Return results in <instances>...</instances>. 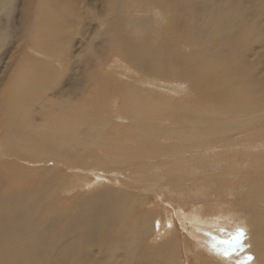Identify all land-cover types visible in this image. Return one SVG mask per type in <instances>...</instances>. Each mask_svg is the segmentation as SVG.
Returning <instances> with one entry per match:
<instances>
[{"label":"bare ground","instance_id":"bare-ground-1","mask_svg":"<svg viewBox=\"0 0 264 264\" xmlns=\"http://www.w3.org/2000/svg\"><path fill=\"white\" fill-rule=\"evenodd\" d=\"M86 1L87 0H0V42H2V40L4 38H8L9 36H16V38H17L16 43L17 44H18V42L27 43L26 44L28 47L27 49H30L31 51H33V52H31L29 50L31 52V53L29 52L30 53L29 56H30V58H33V60L31 62L30 61L31 59H30V60H28V62L29 61L31 62L30 66H33L34 68H32V69L35 70L34 72H30L27 74L25 73L26 76H25V78H23L25 85L24 86L22 85L23 88H20L21 91L19 94L17 93L18 96H16L17 97L16 100H15V98L14 99L11 98L14 101L13 100L9 101V99H7L6 93H4V92H3V94L0 93V102H3V104H4V105L3 104L1 105L4 108V109L2 108L1 110L2 111L4 110L5 116H6L5 118H3L0 121V189L6 183L11 182L12 176H14V178L16 177V175H13V173H12V171L15 168L20 169V170H22V169L27 170L28 169L26 166L20 164V163H24L22 158H24L28 154H32V158L30 157L33 160L32 162H34V163L38 162V163L44 164V165L42 164L40 166H29V167H34L33 170L29 171V173H31V175L30 174L29 175L32 176L33 179H36V180L38 179V184L29 185L26 188H19V187H16L15 185H13L12 188L5 189L6 192L3 189L0 190V264H149L150 258H151L150 255H152V254L147 252L149 254L148 255L146 252H141V251H144V249H145V251H149V249L153 250L154 246H155L154 248L156 249V245H158L157 249L159 247L158 242H152L151 244L149 243V245L144 247L145 242L148 239L151 240V238H149V237H151V234H150L148 229L153 226L154 221L153 222L151 221L153 224L152 225L149 224L150 225L149 227L147 225L145 227H142L140 225L144 222V220L141 219V216H139L140 218L133 217L134 215H136L135 209L130 207L129 208L130 212H128L125 210V207H124L125 202L129 199H141V200L145 199L143 196H141L142 193L144 192V190H143V188H142V190L139 189L141 187V182L137 178L141 174L130 175V177H128V180L130 182L126 178L123 179L124 183H127L130 185L129 187H131V184L134 185L133 189H131L129 191H128V189H122V188L121 189L112 188V190H111L110 188L106 187L104 189L98 190V191L101 190L100 191L101 195L92 196L90 194L91 188L88 187L89 185L91 186V184H89L90 182L87 181V176L94 175L97 178L96 180H98L101 178V176L97 174L98 171H97V173L86 172L85 173L86 177H81L78 179V177H73L74 175L68 176V174H70V173L66 169L67 166L72 168L70 166L71 164L72 165H78L83 156H87L86 158L85 157L84 158L89 159L90 158L89 156H92V151L94 153V150H92L91 147H93V146L96 147V146H100V145L106 146V144L109 143V141H111L115 138L120 139L121 141L123 139V140H125V142L127 140L129 141L132 138H134V139H136V144L139 147L140 146L146 147L147 144H151L150 138L155 137V129L152 126L146 125V122H143V120H145V119H143L145 116V113H149L152 111L151 107L153 105L150 103H153V104L157 103L162 96L172 97V94H174L175 96H177L179 98V102H176L175 104H184V105L191 106V108L188 107V109H186V110H184L185 107L183 110L179 109L181 112H183L185 114V112L190 111V115H191L194 111V117H192V115H191L187 118V116H186L187 120L191 124V130H190L188 136L187 137L185 136V138H188L189 140L196 139L197 144L194 146L191 143H187V144H190V147L187 146L188 147L187 149H189L191 147L193 148V146H194L195 150L193 151L192 154L199 153L202 157H204V156L206 157V154L204 155V153H205L204 150L208 146L207 144H209V141L207 140L208 136L207 137L205 136L206 140H204L205 138L201 139L202 136L204 137L203 134L207 135L208 130L213 131L215 133L217 130L216 128H218L217 123H218L219 119H221L220 117L223 116L224 114L226 116L229 113L232 114L234 112V110L222 112L220 109H219L220 111H215V110L210 111L207 108L192 107V104L194 103V101L200 100L199 99L200 98L199 92H201L203 85L206 86V84L209 83L210 84L209 88L215 87L218 90V96L221 99V103H224L225 105L228 104L230 101H233L236 103L241 101L244 103L243 106L247 105V107H248L249 104H251L253 106L256 103L252 104L253 103L252 101L251 102L248 101L249 98L253 94L252 95L250 94L249 95L250 97H249L248 93L254 92V93H257L258 95H259V93L264 94V0H186L188 3L192 2L195 5V7L201 8V11L193 10L191 12L190 16H192V18L189 16L188 26H185L184 23L183 24L178 23L176 26L178 28L180 27L182 34H184L186 36H189V37L190 36H196V37L199 36V37H201L203 40H205V43H206L205 44L203 41H201V44L203 45V48L205 46H206V48H204L205 52L203 54V50H201V46H198L197 43H196L197 47L192 46L190 48V52H192L194 55H196V57H194L192 59L187 58V57H186V59H183L184 57L182 58V55H181L183 53L181 51H180V53H178L174 49L177 52V54L175 55L174 61L172 63H174L175 65H179L183 62L182 66L185 67L186 71H189L191 68H194L196 70L195 76L198 77L199 80H201L199 83H196L193 80L192 81L187 80V78L185 80L184 76L179 75L178 72H173V74L168 76V78H165L167 75V72L163 73L161 71L162 69H160V66L158 64L154 63L153 56H151V52L154 51L157 46L160 49L159 56L161 58L163 56H165V53L162 50L163 45L169 44V41L174 36V35H172L175 33V32H173V30L175 28L174 9L172 6L173 0H155V2H153V0H150V2H151V17L146 15L142 11V8L139 6L140 8H138L136 10L140 11L139 13H141V14L139 16H137V14L133 13L130 15V17L128 15V17H127L128 19L126 18L125 13L127 10L128 11H130V10L126 9L127 7H125V5H122V0H98V2L101 4L102 11L104 9V6L107 8L106 14H103V12H102L101 15H104V17H105L104 23H107L108 25H110L109 26L110 28L108 30V34L101 32L104 35L103 37H100V34L97 33V31H96L93 35L91 34L92 36L88 35L87 38L95 39V38L99 37V38H101V41H99V40L98 41L101 43H103L104 41H107L109 46L111 47L109 52L113 53V51H116L120 55L119 57L120 58L122 57L121 59L123 60V62L126 60H127V62H128V60L130 61L129 63H131V66L123 65L124 63L121 62L122 60L120 61L122 63V64L120 63L121 65L119 63H116V62L111 63V66L118 67V69L119 68L125 69V71L128 73V75L131 74V76L125 75L126 78L128 77L127 79L131 80L130 81L131 83L126 82L127 83L125 85L126 87H122L121 84L119 83V80L115 81V79L113 78V76L115 74L114 72H111V73L109 72L110 74L106 73V70H108L107 69L108 64L106 62H104L103 60H101L99 58L92 60V58L88 55L83 57V58H80L83 54H81V56L78 58H77V56L73 55L74 56L73 59H75V61L72 59V57H70L68 55L69 58H71L72 61H74L73 64L75 66V69L71 73V75L69 74L70 76H66L67 75L66 73L65 74L61 73V70L63 69L62 68L60 70V68L62 67V64H63L62 60L59 58L60 56L59 57L55 56L58 51L57 52L55 51L57 49L53 50V47H52L50 42L55 44L57 41L64 42L62 39L66 40L65 37H63L61 39V34H60L61 33L60 31L65 30V28H66L65 25H74L75 24L77 26L78 24H81L79 26H81L82 28H84L85 26H92L89 23V20L80 21V20L76 19L77 16L75 15V14L78 15V13H80V11H81V7L79 4L80 3L87 4ZM110 1H112L114 5H110L109 4ZM123 3H124V1H123ZM129 6H131V5H129ZM133 6H134V4H133ZM82 9H83V7H82ZM120 10L122 12H125L123 14V16L120 14ZM132 10H134V9L132 8ZM2 11H4V12H2ZM7 11H8V13H6ZM97 12H98V10H97ZM109 12L114 13V15L113 14H112L113 16L108 15ZM86 13H88V12H86ZM90 14H94V15H92L93 20L91 22L100 24L99 22H97V19L100 16V14H98V13L96 14L92 8L90 9ZM5 15H8V18H4ZM162 15L165 16L164 19L160 18V16H162ZM180 16H182V15H180ZM168 17H170V18H168ZM85 19H87V18H85ZM101 23H102V21H101ZM124 23H126L125 27L132 25V27L125 29V33L123 32V29L125 28L123 26ZM62 24H65V25H63L65 28L63 30H60L59 27H60V25L62 26ZM149 25H153V28H147V30L150 29L151 31L146 33V30H145L146 28H143V27H146ZM140 26H142V28L145 31L143 29H141ZM68 27H71V26H68ZM119 27L121 28V30H119ZM57 28L59 29V31L56 30ZM61 28H63V27H61ZM72 30H73V28H72ZM65 32H67V31H65ZM65 32H63V33L66 34ZM70 32H71V30H70ZM73 32H74V30H73ZM73 32H72V34H73ZM63 33H62V35H63ZM260 33L263 34V38H260V35H259ZM143 34H145V35H143ZM79 36L80 37L82 36V39H83V37L85 36V32L84 33L81 32V35H79ZM71 37H73L75 39L76 33L73 34ZM141 38H146L149 42L142 45L141 44ZM185 38H187V37H185ZM62 42H61V44H62ZM74 42H72V43H74ZM93 42H95V41H93ZM231 42H232V44H231ZM11 43H12V41H11ZM21 43H19V44H21ZM241 43L243 44V47L240 49L239 45ZM12 44H10V46ZM65 44H67V43L65 42ZM88 45H89V43H88ZM92 45H94V44H92ZM96 45H97V43H96ZM96 45H94V46H96ZM105 45H106V43H105ZM89 46H87V47H89ZM19 47H20V45H19ZM24 47L26 48L25 44L23 45L21 50H23ZM83 47H85V46H83ZM11 48H13V47H11ZM71 48L73 49V47H71ZM89 48L91 50V47H89ZM49 49H51V51L53 50L55 55H54V53H51V51ZM93 49H95V48H93ZM66 50H68V48ZM232 50H233V52H232ZM60 51H61V49H60ZM91 51H93V50H91ZM20 52L21 51H19V53ZM61 52H63V51H61ZM72 52H73V50H72ZM106 52H107V50H106ZM70 53L71 52H69V54ZM92 53L94 54V52H92ZM17 54H15L16 57L18 55H20V54H18V55ZM59 54L60 53H58V55ZM65 54H63V55H65ZM104 54H105V52H104ZM118 54L116 57H118ZM190 54H189V56H190ZM110 56H112V54ZM25 58H26V55H25ZM66 58H67V55L64 59H66ZM12 59H13V55H12ZM19 59L20 60L18 61V63L24 58L21 59V57H20ZM28 59H29V57H28ZM113 59H114V57H113ZM13 61L14 60H12V62ZM97 61L100 62V64L95 65L96 67L98 66L96 68V70L93 69L94 71H90L91 67L94 66L95 62H97ZM9 62L7 60V64ZM20 63L22 64V62H20ZM69 64H72V63L70 62ZM11 65H7L6 69L10 71V68H12ZM27 65H29V63ZM27 65H26V67H27ZM8 66H10V68ZM19 66H21V65H19ZM67 66H68V64H67ZM72 66L73 65H71L70 68ZM163 66H165V65H163ZM1 68H3V66H1ZM21 68H23V67H21ZM24 69H25V67H24ZM144 69H147L148 71H146V70L144 71ZM19 70H21V69H19ZM100 70H103L104 74L99 75L98 73L100 72ZM15 71H17V70H15ZM22 71H21V73H22ZM25 71H23V73ZM67 71L69 72V66L66 67V72ZM137 71L139 74L137 73ZM4 72H2V74H4ZM120 72H119V74H122V72L121 73ZM11 74H12V72H11ZM21 75H18V77L16 76L15 79H17V78L20 79L19 76H21ZM4 76H6V75L4 74ZM7 76L9 77V80H10V78H12L9 75H7ZM69 78H70V80L71 79H75V80H73V82L69 83L67 81ZM120 78H122V77H120ZM3 79H5V78H3ZM3 79H0V80L3 81ZM6 79H7V77H6ZM23 79H22V81H23ZM195 79H197V78H195ZM18 81L19 80H17V82ZM57 81H60L61 85L59 83L57 86V84H55ZM66 81H67V83H66ZM90 81H93L95 88H96V91L93 90L95 92V95L92 97L91 103H89L90 102L89 101L88 102L89 105L88 104L83 105V103H81L83 106L82 105H79V106L76 105V103H78L77 102L78 100H76V98L80 97L82 95V93L84 95V92H86L85 90H84V92L81 91L82 93L80 95V91L78 92L76 90L77 89L76 86L80 85L79 87L82 88L85 86V84L89 85L88 83ZM169 81H176L179 84H171ZM13 83H16L15 80ZM201 83L202 84L204 83V84L202 85ZM54 84L59 88H57V87L55 88ZM4 85H5V82H0V89H2V87ZM107 87H109V90H111L110 89L111 87L119 89V93H117V95H115L114 97H112V96L111 97H112V99H114V101L119 100V102L121 101V104L124 105L125 109L127 110V114L130 115L129 119H130V121H132V125L135 127V131L130 132L131 130L128 131L129 128L125 129V127L120 126L119 124H116V123L114 124L115 114H118L120 112L118 111V113H116L115 109H113L112 106H110L112 101L111 102L109 101L108 102L109 104L107 103V101H108L107 99L109 97L108 96L109 93H106V91L109 92L107 90ZM167 87L168 88L173 87L176 89H173V90L170 89L169 90ZM50 89H51V91H49ZM78 89H80V88H78ZM16 90H17V88H16ZM16 90H15V92H13V94H15V95H16ZM140 91H145V92L142 93ZM46 92H49L50 96L48 98H46L45 101L42 102V100L44 99V96H45L44 93H46ZM87 93H88V91H87ZM90 93H89V95H90ZM43 94H44V96H43L42 100L40 99L41 103L38 106L39 107L38 109L40 110V112H38V113H41V116L39 119L40 122L38 124L36 123L37 125L33 128L31 127V125L29 126V128L30 127L32 128L31 132L30 131L29 132L24 131L23 127H18L17 129L14 128L15 130L13 132H15V138L16 139H14L13 133H11V134L8 132L3 133V130H4L3 124L6 125L7 122H9V124H12V126H16L19 123L21 124V121L24 120L27 116H29L32 113V111L34 113L33 101L35 100L36 97L39 99L38 95L41 96ZM54 96L55 97L57 96L58 98H53ZM97 98L100 99L101 102L98 101V103H96ZM251 98H253V97H251ZM88 99H90V97ZM261 99H262V97H261ZM109 100H111V99L109 98ZM142 100H145L146 103L145 102L142 103ZM263 100H264V98H263ZM253 101H256V100H253ZM147 102H149V103H147ZM259 104H261V103H259ZM251 105H250L251 109H249V110L253 109V107ZM158 107H157V109H158ZM261 107H262V105H261ZM159 108H161V107H159ZM257 108L259 109V107H257ZM116 109H117V106H116ZM241 109H242V107H240L238 110H235V111H238L236 113H238V114H239V112L241 113V111H242ZM226 110H228V109H226ZM253 110H255V109H253ZM122 111H124V109ZM144 111H145V113H144ZM160 113H161L160 111H158L157 115H156V113L155 114L153 113L154 115H156L155 117L157 118V120L155 121V125H157V124L160 125V123H161L160 121H161L162 115ZM243 113L241 115H239L238 119L240 118V116L248 114V113H244V114ZM250 113H252V112H250ZM119 116L120 115H118V117ZM32 117L36 118L34 116H31V119H33ZM122 117H123V115H122ZM122 117H119V119L120 118L122 119ZM229 117H227V118H229ZM232 117L230 118V120L234 121L235 118L232 119ZM163 118H165V117H163ZM241 118H243V117H241ZM31 119H29V121ZM248 119H249V117H248ZM224 120L226 121V119H224ZM251 120L256 121L257 119H251ZM37 121H35V122H37ZM118 122H120V121H118ZM163 122H165V121H163ZM229 122L227 123V125L233 124V123H231V122L229 123ZM242 122H245V121H242ZM222 123H224V122H222ZM222 123H219V124L221 125ZM249 123H251V122H249ZM249 123H248V125H250ZM252 123H254V121ZM255 123H257V122H255ZM244 124H246V123H244ZM28 125H29V123H28ZM33 125H34V123H33ZM122 125H123V123H122ZM159 125H157L158 126L157 128H160ZM222 125L226 126V124H222ZM240 125L238 124V126H240ZM258 125H259V123H258ZM233 126H237V125H233ZM260 127L262 128V125H260ZM26 128H28V127L26 126ZM174 128L176 129V126ZM220 128H222V126H220ZM9 129H11V128H9ZM130 129H131V127H130ZM225 129H226V127H225ZM227 129H229V128H227ZM239 129H241V128H239ZM183 130H186V128ZM236 130L235 131L237 133L238 129H236ZM262 130H264V129H262ZM253 131H256V129ZM232 132H233V129H232ZM232 132L230 130L228 131V133L230 135ZM179 133L181 134V137L183 134L185 135V133L183 131H179ZM236 133L234 132L233 134H236ZM171 134H169V135L171 136ZM175 135H177V137H178V134H175ZM246 135H247V133H246ZM250 135L251 134L249 133V136ZM200 136H201V138H200ZM218 136H222V134H220V135L218 134ZM230 137L231 136H229L228 137L229 139L228 138L227 139L233 140V139H230ZM211 138H213V137H211ZM22 139H25V141L27 143L26 142H24L23 144L17 143V141L22 140ZM166 140H165V142L167 143ZM209 140H211V139H209ZM223 140H221V141H223ZM119 141H118V143H119ZM156 141L158 143H160L162 141L161 143H163V140H161L159 142L158 139H156ZM178 141H180V140H178ZM186 141L187 140H185L184 145L186 144ZM191 141H193V140H191ZM233 141H230V142H233ZM168 142H169V140H168ZM171 142H169L168 144H171ZM182 142H183V140H182ZM214 142L217 143V141H214ZM249 142H251V141H249ZM257 142H259V141H257ZM153 143L155 144V142H153ZM218 143H219V141H218ZM222 143L223 142H221V144ZM131 144L133 145L134 142L131 141L130 145ZM205 144L207 146H205ZM107 145H109V144H107ZM184 145L180 144L181 147L178 145L180 147L179 151L183 152L184 149H186V146H184ZM222 145H225V144H222ZM231 145H233V144H231ZM231 145H229V146H231ZM249 145H248V147H250ZM105 146H103V147H105ZM163 146H164V144H163ZM169 146L171 148V145H169ZM169 146H166V147H169ZM172 146H174V144H172ZM204 146H205V148H204ZM213 146H215V145H213ZM218 146H220V145H218ZM227 146H226V148H227ZM254 146H255V144H253L252 147H254ZM19 147H20L21 153L19 155L14 154L13 152H16V153L19 152ZM109 147H111V146H109ZM121 147H122V145H121ZM144 147H142V148H144ZM158 147H160V146L158 145ZM170 148H168V150ZM176 148H177V145H176ZM214 148L211 151H214L215 150ZM224 148H225V146H224ZM229 148H228V151L230 150ZM234 148H235V146H234ZM111 149H113V148H110V150ZM171 149H173V148H171ZM174 149H175V147H174ZM210 149H212V148L210 147ZM210 149L208 151H210ZM218 149H220V147ZM145 150H146V148H145ZM190 150L191 149H189V151ZM222 150H223V148H222ZM237 150H234V152ZM244 150L246 151V149H244ZM105 151L106 150H104V152ZM136 151H138V150H136ZM224 151H222V152L224 153ZM253 151H254V149H253ZM262 151H263V149H262ZM108 152L110 153V151H108ZM124 152H126V151H124ZM168 152L170 153V151H168ZM172 152L173 151H171V153ZM182 152H179V153H182ZM218 152H219V150H218ZM231 152H232V150H231ZM257 152H258V150H257ZM111 153H112V151H111ZM185 153H182L181 155H183ZM223 153H222V155H223ZM210 154H212V153H210ZM213 154H214V152H213ZM225 154H227V153H225ZM181 155H179V156H181ZM137 156H140V154H138ZM185 156H186V154H185ZM16 157L19 158L18 160L20 163L15 162ZM99 157H101V156H99ZM152 157H150L149 159H151ZM165 157L167 158V156H165ZM213 157H214V155H213ZM112 158L113 157H111V160L114 161L115 159H112ZM128 158L131 159L130 157H128ZM140 158H142V157H140ZM143 158L146 159V157H144V156H143ZM161 158H163V157H161ZM170 158L168 156V160H172L173 158L176 159L175 157H173L172 159H170ZM194 158H196V157H194ZM153 159H151V160H153ZM181 159H182V157L177 162L181 161ZM200 159H202V158H200ZM223 159H225V158H223ZM227 159L228 158H226V160ZM133 160H137V159H133ZM144 160H143V163H144ZM108 161H109V159H108ZM158 161H159V159H158ZM158 161H156V165H157V163L160 164V162H158ZM160 161H163V160H160ZM200 161H202L201 162L202 164L204 163L203 162L204 159H202ZM200 161H199V164H200ZM210 161L212 162L213 160H211V158H210ZM220 161H218V162H220ZM238 161H240V160H238ZM247 161H249V160H247ZM98 162L99 161H97V163ZM137 162L135 163V161H132L131 163H129V165L134 166L135 164H137ZM147 162H150V161L147 160ZM147 162H145V163H147ZM216 162L217 161L215 159V163ZM111 163H114V162H111ZM111 163H109V166H116V168L119 167L123 171V168H124L123 165L117 166V164H118L117 162H116L117 164H115V163L111 164ZM120 163L118 165H120ZM188 163H190V162L188 161ZM213 163L214 162H212V164ZM239 163L242 164L241 162H239ZM249 163H250V161H249ZM149 164L150 163H148V165ZM231 164H234V163H231ZM216 165L219 166L220 164H216ZM226 165L224 164V167ZM235 165H237V164H235ZM243 165H244V163H243ZM138 166H139V164H138ZM221 166H223V165H221ZM102 167H104V166H102ZM102 167H101V169H102ZM152 167L154 168V166H152ZM159 167H161V166H159ZM187 167L188 166H186V169H187ZM240 167H243V166H239V168ZM105 168H107V167H105ZM149 168H150V165H149ZM188 168H190V167H188ZM216 168H218V167H216ZM225 168H224V170H225ZM235 168H237V167H235ZM248 168H250V167H248ZM86 169H88V168H86ZM113 169H114V167H113ZM126 169H127V167H126ZM190 169H187V171H189ZM192 169H193V167H192ZM25 170H23V171H25ZM183 170L185 171V167ZM237 170H238V168H237ZM257 170H258V168H257ZM105 171H103V172H105ZM171 171L172 170H170V172ZM244 171H245V169H244ZM72 172H71V174H72ZM174 172L175 171H173V173ZM238 172H239V170H238ZM249 172H250V170H249ZM99 173H101V172H99ZM111 173H112V175H118L119 174V173H117V171L115 172L114 170L113 171L111 170ZM149 173H151V172L149 171ZM173 173H171L172 175L169 178L173 177ZM189 173H190V171H189ZM252 173H254V171H252ZM257 173H259V172H257ZM78 174H80V172ZM145 174H148V172ZM184 174L187 175V173H185V172H184ZM223 174L225 175V173H223ZM123 175H124V173H123ZM149 175L150 174L146 175L148 178V182L154 183V185H156V184L158 185V179H156V177H155V176H157L156 171L153 169L152 174H151V177H152L151 180H150ZM174 175H177V174H174ZM179 175H182V174H179ZM203 175H205V173ZM30 176H28L26 178H29ZM142 176L145 177L144 174ZM215 176H216V174H215ZM242 176H245L244 173L242 174ZM118 177L119 176H113V179L118 180ZM143 177H142V179H143ZM157 177H159V176H157ZM177 177L179 178L180 176H177ZM186 177L187 176L183 177V179ZM66 178L67 179L71 178V179L67 180ZM161 178H164V177L161 176L160 179ZM230 178H228V179H230ZM60 179H62L64 182H66L69 185L74 184V186L72 187V189H64L63 186L59 182V181H61ZM145 179H146V177H145ZM215 179H216V177H215ZM235 179H236V177H235ZM212 180H214V179L212 178ZM143 181H145V180H143ZM189 181H191V180H189ZM199 181H201V180H199ZM229 181H227V182H229ZM260 181H261V179H260ZM33 182H31V183H33ZM80 183H81V185L77 186ZM145 183H146V181H145ZM192 183H195V182H192ZM224 183H225V178H224ZM96 185H100V183L97 182ZM144 185H146V184H144ZM236 185L239 186L238 182H237V184H235V186ZM245 185H246V183L243 186L245 187ZM257 185H259L258 182H257ZM161 186H160V188H161ZM166 186H167V184H166ZM190 186L192 187V185H190ZM206 186H208V185H206ZM224 186H225V184H224ZM228 186L229 185H227V187ZM250 186H251V184H250ZM114 187H116V186H114ZM137 187H139V188H137ZM145 187H147V186H145ZM151 187L152 186L150 185L149 188H151ZM232 187H234V186H232ZM135 188L137 191L135 190ZM152 188H154V187H152ZM158 188L159 187L154 188V189H158ZM251 188H253V187L251 186ZM256 188H259V187H256ZM96 189H98V188H96ZM146 189H148V188H146ZM154 189H152V190H154ZM67 190L72 192V193L74 190L79 191L80 193H78V194H79L80 198H77L76 196H72L73 198H70V200H68V201L64 200V198H62L61 193H64ZM194 190L196 191V189L193 188V191ZM168 191H169V189H168ZM168 191H167V193L171 192L172 190L169 192ZM254 191H256V189H254ZM148 194H150V193H148ZM173 194H175V193H173ZM164 195H166V194L164 193ZM196 195H197V193H196ZM198 195H199V193H198ZM157 196H160V195L158 194ZM224 196H225V194H224ZM167 197H168V195H167ZM174 197H176V196H174ZM197 197L199 198V196H197ZM160 200H162V199H160ZM163 200H164V198H163ZM175 200H177V199H175ZM189 200H190V197H189ZM198 200H200V199H198ZM138 201H140V200H137L136 202H138ZM193 202H195V201H193ZM171 203H172V199H171ZM131 204H132V202H131ZM182 209H184V208L182 207ZM209 211H210V208H209ZM212 211H213V208H212ZM156 212L157 211H154V213H156ZM160 212L161 211H159L157 213H160ZM140 213H142V212H140ZM154 213L152 214V211H151V213L149 211V214L148 215L145 214V215L151 217L152 215H154ZM157 213L155 214V216L157 215ZM176 214L179 217L180 213H176ZM183 214L185 215L186 218L182 219L181 222L183 224V222L186 221V224H183V225H185L186 228L188 227L189 233L193 235V237L196 239L197 242L204 243L205 246H208L209 248H213V244H216L219 239H224V234L222 233L223 232L222 225H224L226 223V221L224 220V218L222 216L218 215L217 218L212 217V216L210 217V214H208V213H206L205 216H202L201 214H198L195 212L191 213V214L189 212H186V213L183 212ZM214 215H216V214H214ZM167 216H168V213L165 215V218ZM47 217H48V220L43 222L42 220H44ZM152 217H154V216H152ZM254 217H256V216H254ZM152 220H153V218H152ZM167 221L170 222V218H166V220L162 224L161 228L163 226H166V223H168ZM231 221H232V219L230 220V222ZM237 221H239V220H237ZM237 221H235V222H237ZM151 222L148 221V223H151ZM242 222H244V221H242ZM156 223L153 226L152 230L156 231L157 236H162L163 235L161 232L162 229L159 230L158 229L159 225H157ZM239 224H241V221H239ZM234 225L235 226H233V228L234 227L239 228L238 224H234ZM228 228H230V227H228ZM257 230H261V227H258ZM229 232L231 234L236 233V231H233V230H230ZM255 236L256 237L257 236L262 237L261 242H262V244H264V231L263 232L257 231L255 233ZM186 238H188V237H186ZM153 239H154V237H153ZM159 240H161V239H159ZM179 240H181V239H179ZM255 240H256V238H255ZM184 242H186V240ZM256 242H257V240H256ZM180 243L181 242H179V244ZM186 244L190 245L191 242L190 243L188 242ZM165 245L169 246L168 244H165ZM257 245H259V244H257ZM161 247H162V245H161ZM178 247H179V245H178ZM198 247H199V245H198ZM221 247H223V246H221ZM244 247H245V245H244ZM252 247H254V245H252ZM140 248L143 250H140ZM260 248L262 249L263 247H260ZM213 249H215V248H213ZM152 250H150V251L152 252ZM160 250L161 249H159V251H155V252L156 253L158 252V255H159ZM195 250H197L196 247H195ZM243 250L245 251V249H243ZM243 250L241 252H243ZM236 251L237 250L235 248L231 249V254L227 255V256L224 255L222 252H218L222 255V258L225 259V261H222V264H231V263H229V261H232V264H256L255 263L256 261L254 260V258H252L251 260H248L246 258V256L247 257H249V256L253 257L252 251L245 253V256L242 255L243 258L240 257L238 259H235L234 258V256H235L234 252L236 253ZM177 256H178V254H177ZM180 256H178L179 260H181ZM193 256H195V255L193 254ZM202 256H204V255H202ZM199 257H198V259H201V257L200 258ZM216 258H217V256H216ZM171 260L175 261L174 259H171ZM195 260H197V258ZM258 260H259V258H258ZM162 261H163V259H162ZM211 261H212V259H211ZM262 261L264 262V248L262 250ZM200 262L201 261L199 260V262H197V263H200ZM171 263H172V261H171ZM185 263H186V260H185ZM213 263L218 264V262H216V261H213ZM260 263H262V262H260ZM157 264H158V262H157ZM175 264H177V263H175ZM193 264H194V262H193ZM205 264H206V262H205Z\"/></svg>","mask_w":264,"mask_h":264},{"label":"rangeland","instance_id":"rangeland-1","mask_svg":"<svg viewBox=\"0 0 264 264\" xmlns=\"http://www.w3.org/2000/svg\"><path fill=\"white\" fill-rule=\"evenodd\" d=\"M123 1H124V3H123ZM132 3H131V2ZM140 1V2H139ZM87 2V4H82V3H80L79 5H80V7H81V11H80V13H78V15L77 14H75L77 17H76V19H78V20H80V21H86V20H89V23L92 25V26H85L84 28H82L81 26H79V25H81V24H78L77 26L75 25H65V24H62V26L60 25V27H59V29L60 30H63L65 27V30L64 31H60L59 33L61 34V39L63 38V37H65L66 38V40H64V39H62L64 42H62V41H57L55 44H53L52 42H50L51 43V45H52V47H53V50H55V49H57V50H55L56 52H57V54L55 55V53L53 52V50L51 51V49H49L50 51H51V53H54V55L55 56H57V57H59L61 60H62V67L60 68V70H61V73H63V74H67L66 76H70L71 75V73L74 71V69H75V66H74V61H75V59H73L74 58V56H77V58L78 57H80L81 56V54H83L80 58H83V57H85V56H90L91 58H92V60L93 59H96V58H99V59H101V60H103L104 62H106L107 64H108V70H106V73H108V74H110L111 72H114L115 74H114V76H113V78L115 79V81L116 80H119V83L121 84V86L122 87H126L125 85L127 84L126 82H128V83H131L130 81V79H127L126 78V76L125 75H128V73L125 71V69H121V68H119L118 69V67H113V66H111V63L112 62H116V63H124L123 65H125V66H131V63H129L130 61L128 60V62H127V60L126 61H124L123 62V60L119 57L120 55L116 52V51H113V53L112 52H109V50H110V46H109V44H108V42L107 41H104L103 43H101V42H99V41H101V38H95V39H91V38H87L88 37V35L89 36H92L96 31H97V33H99L100 34V37H103L104 35L101 33V32H103V33H107L108 34V30H109V26L110 25H108L107 23H104V19H105V17H104V15H101L102 14V12H103V14H106V12H107V8L104 6V9H103V11H102V9H101V4L98 2V0H87L86 1ZM137 2V3H136ZM153 2H155V0H153ZM90 3V4H89ZM136 3V4H135ZM110 5H114L113 4V2L112 1H110V3H109ZM133 4H134V6H133ZM140 4V5H139ZM85 7H84V6ZM122 5H125V7H127L126 9H129L130 11H126V13L125 12H122L121 10H120V14L123 16V14L125 13V16H126V18L128 17V15H129V17H130V15L131 14H133V13H135V14H137V16H139L141 13H139L140 11H138V10H136V9H138V8H142V11L146 14V15H148L149 17H151V2H150V0H122ZM129 5H131V6H129ZM167 5V4H166ZM136 6V7H135ZM140 6V7H139ZM172 6H173V9H174V17H175V20H174V23H175V28H174V30H173V32H175L174 34H172V35H174L173 36V38L169 41V44H162L163 45V52L165 53V56H163L162 58L159 56V54H160V49H159V47L157 46L156 48H155V50L154 51H152L151 52V56H153V60H154V63H156V64H158L159 66H160V69H162L161 71L163 72V73H166L167 72V75H166V77L165 78H168V76H170L171 74H173V72H178V74L179 75H181V76H184V79L186 80V78H187V80H190V81H195L196 83H199L201 80H199L198 79V77H196L195 76V74H196V70L194 69V68H191L189 71H186L185 70V67L184 66H182L183 65V62L181 63V64H179V65H175L174 63H172L173 61H174V58H175V55L177 54V52L178 53H180V51L183 53V54H181L182 55V58L183 59H186V57L187 58H190V59H192V58H194V57H196V55H194L192 52H190V48L192 47V46H194V47H197L196 45L198 44V46H201V50H203V54H204V52H205V49L204 48H206V46L203 48V45L201 44V41H203L204 43H205V40H203L201 37H196V36H186V35H184V34H182V31H181V29H180V27L178 28L176 25L178 24V23H184V25L185 26H188V24H189V22H188V20H189V16H190V14H191V12L193 11V10H196V11H201V8H199V7H195V5L192 3V2H190V3H188L186 0H173L172 1ZM82 7H83V9H82ZM93 9V11L97 14H100V16L98 17V19L100 20H98L97 19V22H99L100 24H97V23H92L91 21L93 20L92 19V15H94V14H90V9ZM132 8L134 9V10H132ZM85 9V10H84ZM89 9V10H88ZM96 9V10H95ZM83 10V11H82ZM87 10V11H86ZM97 10H98V12H97ZM2 12H4V11H2ZM1 12V13H2ZM86 12H88V13H86ZM131 12V13H130ZM137 12V13H136ZM6 13H8V11L6 12ZM84 13V14H83ZM128 13V14H127ZM82 14V15H81ZM86 14V15H85ZM114 15V13H112V12H109V14L108 15H110V16H113ZM116 14V13H115ZM134 14V15H135ZM165 14V13H164ZM84 15V16H83ZM180 15H182V16H180ZM80 16V17H79ZM83 16V17H82ZM88 16V17H87ZM164 15H162V16H160V18H163L164 19ZM191 18H192V16H190ZM4 18H8V15H5L4 16ZM85 18H87V19H85ZM168 18H170V17H168ZM91 19V20H90ZM128 19V18H127ZM186 19V20H185ZM101 21H102V23H101ZM127 23V22H126ZM126 23H124V27L126 26ZM107 24V25H106ZM130 24V23H129ZM63 25H65V27L63 26ZM68 26H71V27H68ZM61 27H63V28H61ZM79 29H78V28ZM130 27H132V25H130V26H127V27H125L124 29H123V32L125 33V29L126 28H130ZM70 28V29H69ZM72 28H73V30H74V32H73V30H72ZM140 28L141 29H143V28H146L145 30H146V33H148V32H150L151 30L150 29H148L147 30V28H153V25H149V26H146V27H143L142 28V26H140ZM59 29L57 28L56 30L57 31H59ZM78 29V30H77ZM84 29V30H83ZM70 30H71V32H70ZM119 30H121V28L119 27ZM144 30V29H143ZM144 30V31H145ZM178 30V31H177ZM65 31H67V32H65ZM69 31V32H68ZM82 33H84L85 32V36L83 37V39H82V36L80 37L79 35H81V32ZM63 32H65L66 34H64ZM72 32H73V34H75L76 33V37H75V39L73 38V37H71L73 34H72ZM79 32V33H78ZM62 33H63V35H62ZM87 33V34H86ZM69 34V35H68ZM92 34V35H91ZM65 35V36H64ZM143 35H145V34H143ZM181 35V36H180ZM260 35V38H263V34L262 33H260L259 34ZM185 37H187V38H185ZM81 38V39H80ZM17 38H16V36H9L8 38H4L3 40H2V42H0V79H3V78H5V79H3V81L2 80H0V82H5V85L2 87V89H0V93L1 94H3V92L4 93H6V96H7V99H9V101H12L14 98H15V100H16V96H18V94L20 93V91H21V89L20 88H23V86L25 85V83H24V79L23 78H25V76H26V74L27 73H30V72H34L35 70H33L32 68H34L33 66H30L31 64V62H32V60H33V58H30V56H29V54L31 53V52H33V51H31L30 49H27L28 47H27V43H21V42H18V44L16 43V40ZM60 39V40H61ZM70 39V40H69ZM78 39V40H77ZM9 40V41H8ZM95 41V42H93V41ZM99 40V41H98ZM11 41H12V43L14 44H12L11 43ZM74 42V43H72V42ZM82 41V42H81ZM85 41V42H84ZM88 41V42H87ZM200 41V42H199ZM61 42H62V44H61ZM65 42L67 43V44H65ZM69 42V43H68ZM87 42V43H86ZM91 42V43H90ZM123 42V41H122ZM149 41L146 39V38H141V44L143 45V44H146V43H148ZM182 42V43H181ZM19 43H21V44H19ZM84 43V44H83ZM88 43H89V45H88ZM96 43H97V45H96ZM105 43H106V45H105ZM125 43V42H124ZM197 43V44H196ZM10 44H12L11 46H10ZM25 44V46H26V48L24 47V49L23 50H21L22 49V47H23V45ZM71 44V45H70ZM74 44V45H73ZM92 44H94V45H96V46H94V45H92ZM206 44V43H205ZM231 44H232V42H231ZM16 45V46H15ZM19 45H20V47H19ZM56 45V46H55ZM64 47H63V46ZM68 47H67V46ZM100 45V46H99ZM61 46V47H60ZM66 46V47H65ZM83 46H85V47H83ZM87 46H89V47H91V50H93V51H91L90 50V48L89 47H87ZM172 46V47H171ZM175 46V47H174ZM11 47H13V48H11ZM71 47H73V49L71 48ZM99 47V48H98ZM243 47V44L241 43L240 45H239V48L241 49ZM64 48V49H63ZM68 48V50H66ZM85 48V49H84ZM93 48H95V49H93ZM60 49H61V51H63V52H61L60 51ZM107 50V52H106V50ZM177 51H175V50ZM178 49V50H177ZM183 49V50H182ZM31 52H30V51ZM72 50H73V52H72ZM75 50V51H74ZM89 50V51H88ZM19 51H21L20 53H19ZM60 51V52H59ZM173 51V52H172ZM7 52V53H6ZM30 52V53H29ZM69 52H71L70 54H69ZM92 52H94V54L92 53ZM102 52V53H101ZM104 52H105V54H104ZM185 52V53H184ZM232 52H233V50H232ZM242 52V51H241ZM20 54V55H18V54ZM27 53V54H26ZM58 53H60L59 55H58ZM66 53V54H65ZM73 53V54H72ZM79 55H77V54ZM80 53V54H79ZM101 53V54H100ZM109 53V54H108ZM174 53V54H173ZM191 53V54H190ZM15 54H17L18 56L16 57V55ZM63 54H65V55H63ZM76 54V55H75ZM92 54V55H91ZM112 54V56H110ZM117 54H118V57H116L117 56ZM189 54H190V56H189ZM12 55H13V59H12ZM24 57H23V56ZM25 55H26V58H25ZM28 55V56H27ZM66 55H67V58L66 59H64L65 57H66ZM70 57H72V59L74 60V61H72V59L71 58H69V56ZM74 55V56H73ZM11 56V57H10ZM98 56V57H97ZM107 58H106V57ZM189 56V57H188ZM7 57V58H6ZM21 57V59L22 58H24V59H22L20 62H22V64L19 62L18 63V61L20 60L19 58ZM28 57H29V59H28ZM40 57V56H39ZM64 57V58H63ZM94 57V58H93ZM113 57H114V59H113ZM6 58V59H5ZM10 58V59H9ZM16 58V59H15ZM31 59V60H30ZM118 59V60H117ZM120 59V60H119ZM7 60H8V64H7ZM12 60H14L13 62H12ZM24 60V61H23ZM28 60H30L29 62H28ZM108 60V61H107ZM122 60V61H121ZM157 60V61H156ZM66 61V62H65ZM72 63V64H69L70 62ZM121 61V62H120ZM25 64H24V63ZM68 62V63H67ZM158 62V63H157ZM13 63V64H12ZM29 63V65H27ZM110 63V64H109ZM121 63V64H122ZM13 66H12V65ZM21 65V66H19V65ZM67 64H68V66H69V72L67 71L66 72V67H68L67 66ZM98 65V64H100V62H95V64H94V66H92L91 67V70L90 71H94V70H96V68L98 67H96L95 65ZM120 64V65H121ZM7 65H11V67L12 68H10V66H8L9 68H10V71L9 70H7L6 68V66ZM18 65V66H17ZM26 65H27V67H26ZM64 65V66H63ZM71 65H73L71 68H70V66ZM163 65H165V66H163ZM1 66H3V68H1ZM110 66V67H109ZM124 66V67H125ZM167 66V67H166ZM18 67V68H17ZM21 67H23V68H21ZM24 67H25V69H24ZM104 67V66H103ZM15 68V69H14ZM28 68V69H27ZM73 68V69H72ZM115 68V69H114ZM19 69H21V70H19ZM30 69V70H29ZM94 69V70H93ZM111 69V70H110ZM15 70H17V71H15ZM25 71L24 73H23V71ZM117 70V71H116ZM148 71L147 69H144V71ZM5 71V72H4ZM20 71V72H19ZM21 71H22V73H21ZM116 71V72H115ZM122 72V74H119V72ZM2 72H4V74L6 75V76H4V74H2ZM7 72V73H6ZM11 72H12V74H11ZM19 72V73H18ZM110 72V73H109ZM120 72V73H121ZM124 72V73H123ZM22 75H21V74ZM26 73V74H25ZM135 73V72H134ZM137 73H138V71H137ZM188 75H186V74ZM70 74V75H69ZM99 75H101V74H104V72H103V70H100V72L98 73ZM139 74V73H138ZM7 75H9L10 77H12V78H10V80H9V77L7 76ZM14 75V76H13ZM18 75H21V76H19V78L20 79H15L16 78V76L18 77ZM120 75V76H119ZM142 75V74H141ZM128 76H131V74L130 75H128ZM6 77H7V79H6ZM120 77H122V78H120ZM117 78V79H116ZM189 78V79H188ZM195 78H197V79H195ZM22 79H23V81H22ZM14 80H15V82L16 83H13L14 82ZM17 80H19L18 82H17ZM21 80V81H20ZM73 80H75V79H71L70 80V78L67 80L69 83H71V82H73ZM129 80V81H128ZM13 81V82H12ZM67 81H66V83H67ZM22 82V83H21ZM58 82V83H57ZM55 84H57V86H58V84L60 83V81H57ZM62 82V81H61ZM171 84H179L178 82H176V81H169ZM11 83V84H10ZM14 86H13V85ZM54 84V85H55ZM89 85H87V84H85V86L84 87H79V86H76L77 87V91L79 92L80 91V95H81V91H83L84 92V90L86 91V92H84V95H83V93H82V95L80 96V97H78V98H76V100H78L77 102L79 103H76V105H82L81 103H83V105L84 104H88L89 105V103H91V99H92V97L95 95V92L94 91H96V88H95V85H94V83H93V81H90L89 83H88ZM202 84V83H201ZM204 84V83H203ZM202 84V85H203ZM23 85V86H22ZM60 85H61V83H60ZM59 85V86H60ZM111 85V84H110ZM209 83H207L206 84V86H204L203 85V87H202V90H201V92H199V96H200V100H198V101H194V103L192 104V107H199V108H207V109H209L210 111H232V110H234V112L232 113V114H227V116L224 114L223 116H221L220 118L221 119H219V121H218V123H217V127L218 128H216L217 130H216V132L214 133L213 131H207V135H205V134H203L204 135V137L202 136V138H201V136H200V138L201 139H203V138H205L204 140H206V137H207V140L209 141V144H205V146H207L206 147V149L204 150V155L206 154V157L204 156V157H202L199 153H197V154H192L193 153V151L195 150L194 149V146L197 144V140L196 139H191V140H193V141H191V140H189L188 138H185V136L187 137L188 136V134H189V132H190V130H191V124H190V122L187 120V118L189 117V116H191L192 115V117H194V111H193V113L190 115V111H188V112H185V114L183 113V112H181L179 109H184V107H185V109L184 110H186V109H188V107L189 108H191V106H188V105H184V104H175L176 102H179V98L177 97V96H175L174 94H172V97H165V96H162L160 99H159V103L157 102V103H150V104H152L153 106V108L151 107V112H149V113H145V111H144V113H145V116H144V118L143 119H145V120H143V122H146V125H148V126H152L154 129H155V137H153V138H150L151 139V144H147L146 145V147H144V146H137V144H136V139H134V138H132L131 140H127L126 142H125V140H123L122 139V141L120 140V139H113V140H111V141H109V143H107V144H109V145H107L106 144V146L105 145H100V146H93V147H91L92 148V150H94V153H93V151H92V156H89L90 158L89 159H85L87 156H83L82 157V159L80 160V162H79V164L78 165H70L72 168H70V167H68L67 166V170H68V172L70 173V174H68V176H72V175H74L73 177H78V179L79 178H81V177H86V175H85V173L86 172H94V173H97V171H98V175H100L101 176V178L100 179H98V180H96L97 178L94 176V175H92V176H87V181L88 182H90L89 184H91V186L89 185L88 187L89 188H91L90 189V194L92 195V196H97V195H101L100 194V191H98L99 189H104V188H106V187H108V188H110L111 190H112V188H118V189H128V191L129 190H131V189H133V187H134V185L133 184H131V187H129L130 185L129 184H127V183H124V181H123V179L124 178H126L127 180H128V177H130V175H132V174H141L139 177H137L138 179H139V181L141 182V187L139 188V187H137V188H139V189H141L142 190V188H143V190H144V192L142 193V195L141 196H143L145 199H143V200H141V199H129V200H127L126 202H125V210L126 211H128V212H130L129 211V208L130 207H132V208H134L135 209V214L136 215H134L133 217H137V218H140L139 216H141V219L142 220H144V222L140 225V226H142V227H145L146 225L149 227L150 225H152L153 223V221H154V224H153V226L155 225V223L157 224V225H159V227H158V229L160 230V229H162L161 230V232H162V236H157V234H156V231L155 230H152V228H153V226L151 227V228H149L148 230H149V232H150V234H151V237H149V238H151V240L150 239H148L146 242H145V245H144V247H146L147 245H149V243L151 244L152 242H158L159 243V247H158V249H157V246L158 245H156V249L153 247V250L152 249H149V251H145V249H144V251H141V252H148V253H150V254H152V255H150L151 256V258H150V263L149 264H157V262H158V264H175V263H177V264H184L185 263V260H186V263L185 264H193V262H194V264H196L197 262H199V260L201 261L200 263H197V264H205V262H206V264H212L213 263V261H216V262H218V264H222V261H225V259H223L222 258V255L220 254V253H218V251H216V249H213V248H209L208 246H205V244L204 243H201V242H197L196 241V239L193 237V235L192 234H190L189 233V230H188V227L186 228L185 227V225H183V224H186V221L185 222H183V224H182V222H181V220L182 219H184V218H186L185 217V215L183 214V212L184 213H186V212H189L190 214L191 213H198V214H201L202 216H205L206 215V213H208V214H210V217L212 216V217H216L217 218V216L218 215H220V216H222L223 218H224V220L226 221V223L224 224V225H222V229H223V234H224V239H229L230 238V235H231V233L229 232L230 230H233V231H237V229H243V231H244V235L242 236V237H240V246L239 247H234L237 251H236V253L234 252V254H235V256H234V258L235 259H238V258H240V257H242V255H244L245 256V253H248V252H250V251H252L253 253H252V258H254V260L256 261L255 263L256 264H264V262L262 261V250H263V248H264V244H262V242H261V239H262V237H260V236H255V233L257 232V231H264V130H262V129H264L263 127H264V100H263V98H264V94H262V93H259V95L257 94V93H254V92H251V93H248V96L251 94H253L251 97H253V98H251L250 96V98H249V100L248 101H252L253 103L252 104H254V103H256V104H254L253 106L251 105V104H249L248 105V107H247V105H244L243 106V102H241V101H239L238 103H236V102H233V101H230L228 104H224V103H221V99H220V97L218 96V90L214 87V88H209ZM22 86V87H21ZM56 85H55V88L57 87ZM8 87V88H7ZM16 88H17V90H16ZM57 88H59V87H57ZM78 88H80V89H78ZM168 88V87H167ZM209 88V89H208ZM13 91H12V90ZM111 90H109V87H107V90L109 91V92H107L106 91V93H109V97H108V101H107V103L110 101H112L111 102V104H110V106H112V108L113 109H115V111H116V113H118V111L120 112V113H118V114H115V118H114V124L116 123V124H119L120 126H123V127H125V129H127V128H129V130L128 131H130V132H133V131H135V127L132 125V121H130V115L129 114H127V110L125 109V107H124V105L123 104H121V101L119 102V100H115L114 101V99H112V97H114L115 95H117V93H119V89L118 88H114V87H111L110 88ZM116 89V90H115ZM169 90L171 89V90H173V89H176V88H173V87H170V88H168ZM15 90H16V95L15 94H13V92H15ZM19 90V91H18ZM94 90V91H93ZM49 91H51V89L49 90ZM87 91H88V93H87ZM12 92V93H11ZM91 92V93H90ZM140 92H142V93H144L145 91H140ZM217 92V93H216ZM18 93V94H17ZM86 93V94H85ZM89 93H90V95H89ZM93 93V94H92ZM112 93V94H111ZM163 93V92H162ZM10 96H8V95ZM44 94H45V96H44ZM43 95H38L39 96V99L36 97L35 98V102L33 101V110H34V113H33V111H32V113L29 115V116H27L24 120H22L21 121V124L19 123L18 125H16V126H12V124H9V122H7V124L5 125V124H3L4 125V130H3V133L4 132H8V133H13V136H14V139H16L15 138V132H13L15 129H17L18 127H23L24 128V131H27V132H31L32 131V128L33 127H35L39 122H40V116H41V113H38V112H40V110L38 109L39 107V105H40V103H41V100H42V98H43V96H44V99L42 100V102L43 101H45L46 100V98H48L50 95V93L49 92H46V93H44ZM164 94V93H163ZM48 95V96H47ZM88 95V96H87ZM263 95V96H262ZM87 96V97H86ZM112 96V97H111ZM202 96V97H201ZM83 97V98H82ZM90 97V99H88ZM258 99H257V98ZM261 97H262V99H261ZM11 98H13V99H11ZM53 98H58L57 96L55 97H53ZM65 98V97H64ZM86 98V99H85ZM109 98L111 99V100H109ZM11 99V100H10ZM37 99V100H36ZM41 99V100H40ZM220 99V100H219ZM65 100V99H64ZM85 100V101H84ZM162 100V101H161ZM253 100H256V101H253ZM14 101V100H13ZM90 101V102H89ZM97 102L96 103H98V101L99 102H101V100L100 99H98L97 98V100H96ZM89 102V103H88ZM143 102H145L146 103V101L145 100H142V103ZM114 103V104H113ZM147 103H149V102H147ZM163 103V104H162ZM169 103V104H168ZM258 103V104H257ZM259 103H261V104H259ZM3 104V102H0V121L3 119V118H5L6 116H5V112H4V110L2 111L1 109L3 108L1 105ZM109 104V103H108ZM162 104V105H161ZM201 104V105H200ZM4 105V104H3ZM37 105V106H36ZM82 105V106H83ZM161 107V108H159L158 107V109H157V107ZM250 105L253 107V109H255V110H249V109H251V107H250ZM259 105V106H258ZM261 105H262V107H261ZM116 106H117V109H116ZM122 106V107H121ZM183 106V107H182ZM246 106V107H245ZM115 107V108H114ZM167 107V108H166ZM240 107H242V111H241V113L239 112V114L238 113H236V112H238V111H235V110H238ZM250 107V108H249ZM257 107H259V109L257 108ZM124 109V111H122L123 109ZM165 108V109H164ZM225 110H224V109ZM4 109V108H3ZM121 109V110H120ZM154 109V110H153ZM160 109V110H159ZM163 109V110H162ZM220 109V110H219ZM226 109H228V110H226ZM114 111V110H113ZM158 111H160L161 113V123H160V125L159 124H157V125H159V127L160 128H157L158 126L157 125H155V121L157 120V118L155 117L156 115H157V113H158ZM174 111V112H173ZM4 112V113H3ZM248 113V114H245V115H242V116H240V118L238 119V117H239V115H241L242 113ZM250 112H252V113H250ZM156 113V115H154V114ZM243 113V114H244ZM3 114V115H2ZM39 114V115H38ZM151 114V115H150ZM188 114V115H187ZM117 115V116H116ZM118 115H120L119 117H122V115H123V117H122V119L120 118L119 119V117H118ZM153 115V116H152ZM238 115V116H237ZM31 116H34V117H36V118H33V119H31ZM175 116V117H174ZM186 116H187V118H186ZM230 116V117H229ZM233 116V117H232ZM236 116V117H235ZM246 116V117H245ZM249 117V119H248V117ZM257 116V117H256ZM261 116V117H260ZM151 117V118H150ZM163 117H165V118H163ZM168 117V118H167ZM226 119V121L223 119ZM226 117V118H225ZM227 117H229V118H227ZM232 117V119H234V121L233 120H230V118ZM241 117H243V118H241ZM245 117V118H244ZM126 118V119H125ZM149 120H147V119ZM29 119H31L30 121H29ZM118 119V120H117ZM125 119V120H124ZM251 119H257L256 121L255 120H251ZM38 120V121H37ZM221 120V121H220ZM32 121V122H31ZM35 121H37V122H35ZM118 121H120V122H118ZM125 121V122H124ZM148 121V122H147ZM163 121H165V122H163ZM231 122V123H233V124H228L227 125V123L228 122ZM239 121V122H238ZM242 121H245V122H242ZM254 121V123L255 122H257V123H252ZM142 122V123H143ZM169 122V123H168ZM180 122V123H179ZM186 122V123H185ZM222 122H224V123H222ZM229 122V123H230ZM238 122V123H237ZM249 122H251V123H249ZM262 124H261V123ZM25 123V124H24ZM28 123H29V125H28ZM31 123V124H30ZM33 123H34V125H33ZM37 123V124H36ZM122 123H123V125H122ZM148 123V124H147ZM163 123V124H162ZM219 123H222V124H226V126L225 125H220ZM244 123H246V124H244ZM248 123L250 124V125H248ZM258 123H259V125H258ZM180 124V125H179ZM238 124L240 125V126H238ZM253 124V125H252ZM31 125V127L29 128V126ZM126 125V126H125ZM162 125V126H161ZM230 125V126H229ZM233 125H237V126H233ZM246 127H245V126ZM260 125H262V128L260 127ZM26 126L28 127V128H26ZM176 126V129L174 128ZM220 126H222V128H220ZM259 126V127H258ZM130 127H131V129H130ZM225 127H226V129H225ZM234 127V128H233ZM258 127V128H257ZM9 128H11V129H9ZM15 128V129H14ZM182 128V129H181ZM186 128V130H183V129H185ZM220 128V129H219ZM227 128H229V129H227ZM239 128H241V129H239ZM245 128V129H244ZM30 129V130H29ZM110 129V128H109ZM161 129V130H160ZM173 129V130H172ZM175 129V130H174ZM180 129V130H179ZM232 129H233V132H232ZM236 129H238V132L236 133ZM256 129V131H253V130H255ZM261 129V130H260ZM231 131L232 133H231V135L228 133V131ZM236 130V131H235ZM260 130V131H259ZM179 131H183L184 133H185V135L183 136L182 135V137H181V134L179 133ZM186 131V132H185ZM188 131V132H187ZM221 131V132H220ZM225 131V132H224ZM206 132V131H205ZM227 132V133H226ZM236 133V134H233V133ZM258 132V133H257ZM171 134V136L169 135V134ZM214 133V134H213ZM245 133V134H244ZM246 133H247V135H246ZM249 133L251 134L250 136H249ZM257 133V134H256ZM175 134H178V137H177V135H175ZM213 134V135H212ZM217 134V135H216ZM218 134L220 135V134H222V136H218ZM238 134V135H237ZM165 135V136H164ZM211 135V136H210ZM216 137H215V136ZM224 135V136H223ZM244 135V136H243ZM206 136V137H205ZM218 136V137H217ZM229 136H231L230 137V139H233V140H228L229 138ZM237 136V137H236ZM243 136V137H242ZM211 137H213V138H211ZM221 137V138H220ZM185 138V139H184ZM228 138V139H227ZM240 138V139H239ZM156 139H158V141L160 142L161 140H163V143H158L157 141H156ZM160 139V140H159ZM167 139V140H166ZM209 139H213L214 141H217V143L216 142H214L213 140L211 141V140H209ZM224 139V140H223ZM228 141H227V140ZM121 142H120V141ZM165 140L167 141V143L165 142ZM168 140H169V142H171V144H168L169 142H168ZM174 140V141H173ZM178 140H180V141H178ZM182 140H183V142H182ZM185 140H187L186 141V144L184 145V143H185ZM221 140H223V141H221ZM228 142H226V141ZM251 141V142H249V141ZM114 143H113V142ZM118 141H119V143H118ZM131 141H133L134 142V144L131 146L130 145V143H131ZM212 143H211V142ZM218 141H219V143H218ZM230 141H233V142H230ZM236 141V142H235ZM254 141V142H253ZM257 141H259V142H257ZM24 142H26L25 141V139H22V140H19V141H17V143H19V144H23ZM153 142H155V144L153 143ZM166 144H165V143ZM221 142H223L222 144H225V145H222L221 144ZM225 142V143H224ZM240 142V143H239ZM243 142V143H242ZM257 144H256V143ZM27 143V142H26ZM176 143V144H175ZM187 143H191L192 145H194L193 146V148L191 147V148H189V149H191L190 151H189V149H187L188 147L187 146H189L190 147V144H187ZM247 143V144H246ZM259 143V144H258ZM126 144V145H125ZM163 144H164V146H163ZM172 144H174V146H172ZM180 144L182 145H184V146H186V149H184V151L186 152H182V151H179V148L181 147L180 146ZM217 144V145H216ZM231 144H233V145H231ZM244 144V145H243ZM250 144V145H249ZM253 144H255V148L254 147H252L253 146ZM263 144V145H262ZM114 145V146H113ZM121 145H122V147H121ZM158 145L160 146V147H158ZM169 145H171V148H173V149H171L170 148V146ZM176 145H177V148H176ZM180 147H179V146ZM211 145V146H210ZM213 145H215V146H213ZM218 145H220V146H218ZM228 145V146H227ZM229 145H231V146H229ZM248 145L250 146V147H248ZM257 145V146H256ZM103 146H105V147H103ZM109 146H111V147H109ZM119 146V147H118ZM134 146V147H133ZM166 146H169V147H166ZM205 146H204V148H205ZM224 146H225V148H224ZM226 146H227V148H226ZM233 146V147H232ZM234 146H235V148H234ZM242 146V147H241ZM245 146V147H244ZM95 147V148H94ZM118 147V148H117ZM142 147H144V148H142ZM174 147H175V149H174ZM210 147L212 148V149H210ZM215 147V148H214ZM220 147V149H218ZM230 147V148H229ZM241 147V148H240ZM247 147V148H246ZM258 147V148H257ZM100 148V149H99ZM103 148V149H102ZM110 148H113V149H111L110 150ZM123 148V149H122ZM134 148V149H133ZM139 148V149H138ZM145 148H146V150H145ZM164 148V149H163ZM168 148H170L169 150H168ZM210 149V151H208L209 149ZM213 148L215 149L214 151H211V150H213ZM217 148V149H216ZM222 148H223V150H222ZM228 148L230 149L229 151H228ZM232 148V149H231ZM238 150H237V149ZM240 148V149H239ZM251 150H250V149ZM254 149V151H253V149ZM103 151H102V150ZM138 150V151H136V150ZM143 149V150H142ZM227 149V150H226ZM243 149V150H242ZM244 149H246V151L244 150ZM262 149H263V151H262ZM101 150V151H100ZM104 150H106L105 152H104ZM115 150V151H114ZM119 150V151H118ZM165 150V151H164ZM177 150V151H176ZM218 150H219V152H218ZM225 150V151H224ZM231 150H232V152H231ZM234 150H237V151H235L234 152ZM249 152H248V151ZM257 150H258V152H257ZM21 150H20V147H19V152L18 153H16V152H13L14 154H16V155H19L21 152H20ZM108 151H110V153L108 152ZM111 151H112V153H111ZM114 151V152H113ZM124 151H126V152H124ZM168 151H170V153H171V151H173L171 154L168 152ZM175 151V152H174ZM217 153H216V152ZM222 151H224V153L222 152ZM228 151V152H227ZM240 151V152H239ZM251 151V152H250ZM102 154H101V153ZM143 152V153H142ZM145 152V153H144ZM178 152V153H177ZM179 152H182V153H185L186 154V156H185V154H183V155H181L182 153H179ZM213 152H214V154H213ZM248 152V153H247ZM120 153V154H119ZM129 153V154H128ZM143 155H142V154ZM151 153V154H150ZM167 153V154H166ZM188 153V154H187ZM210 153H212V154H209ZM222 153H223V155H222ZM225 153H227V154H225ZM240 153V154H239ZM250 153V154H249ZM131 154V155H130ZM138 154H140V156H137ZM166 154V155H165ZM191 156H190V155ZM231 154V155H230ZM239 154V155H238ZM118 155V156H117ZM120 155V156H119ZM124 155V156H123ZM147 155V156H146ZM154 155V156H153ZM174 155V156H173ZM179 155H181V156H179ZM213 155H214V157H213ZM217 155V156H216ZM236 155V156H235ZM94 156V157H93ZM99 156H101V157H99ZM106 156V157H105ZM110 156V157H109ZM116 156V157H115ZM130 157L131 159H129L128 157ZM132 156V157H131ZM143 156L144 157H146V159L145 158H143ZM153 156V157H152ZM165 156H167V158L165 157ZM168 156H169V158L170 159H172L173 157H175L176 159H172V160H168ZM173 156V157H172ZM182 157V159H181V161H179V162H177L178 160H180V158ZM217 158H216V157ZM225 156V157H224ZM238 156V157H237ZM32 158V154H28L27 156H25L24 158H22V160L24 161V163H20L19 162V158L18 157H16V159H15V162H18V163H20V164H22V165H24V166H26L28 169L27 170H25V169H22V170H20V169H17V168H15L13 171H12V173H13V175H16V177L14 178V176H12L11 177V182H8V183H6L5 185H3L2 187H1V189H3V190H5V189H7V188H12L13 187V185H15L16 187H19V188H26V187H28L29 185H36V184H38V179L36 180V179H33L32 178V176H30L31 175V173H29V171L30 170H33L34 169V167H29V166H40V165H42L43 163H38V162H36V163H34V162H32L33 160L31 159ZM85 157V158H84ZM111 157H113L112 159H115L114 161L113 160H111ZM115 157V158H114ZM121 157V158H120ZM140 157H142V158H140ZM150 157H152L151 159H153V160H151V159H149ZM161 157H163V158H161ZM188 157V158H187ZM194 157H196V158H194ZM219 157V158H218ZM221 157V158H220ZM225 158V159H223V158ZM234 157V158H233ZM237 157V158H236ZM179 158V159H178ZM199 158V159H198ZM200 158H202V159H204V163L202 164L201 162L202 161H200V160H202V159H200ZM209 158V159H208ZM210 158H211V160H213L212 162H214L213 164H212V162L210 161ZM226 158H228L227 160H226ZM236 158V159H235ZM239 158V159H238ZM250 158V159H249ZM93 159V160H92ZM101 159V160H100ZM104 161H103V160ZM106 159V160H105ZM108 159H109V161H108ZM133 159H137V160H133ZM144 160V163H143V160ZM158 159H159V161H158ZM178 159V160H177ZM190 159V160H189ZM211 162H209L208 160ZM215 159H216V163H215ZM245 159V160H244ZM261 159V160H260ZM29 160V161H28ZM90 160V161H89ZM92 160V161H91ZM118 160V161H117ZM147 160L148 161H150V162H147ZM160 160H163V161H160ZM186 160V161H185ZM200 161V164H199V161ZM221 160V161H220ZM225 160V161H224ZM238 160H240V161H238ZM242 160V161H241ZM247 160H249L250 161V163H249V161H247ZM31 161V162H30ZM97 161H99L98 163H97ZM103 161V162H102ZM130 161V162H129ZM132 161H135V163L137 162V164H135L134 166H131V165H129V163H131ZM152 161V162H151ZM156 161H158V162H160V164L159 163H157V165H156ZM188 161L190 162V163H188ZM218 161H220V162H218ZM230 161V162H229ZM235 161V162H234ZM111 162H114L115 164H119L120 162V165H118L117 164V166H121V165H123V171H122V169L121 168H116V166H109V163H111ZM117 162V163H116ZM125 162V163H124ZM145 162H147V163H145ZM183 162V163H182ZM196 162V163H195ZM198 162V163H197ZM223 164H222V163ZM227 162V163H226ZM239 162H241L242 164H240ZM94 163V164H93ZM114 163H111V164H114ZM148 163H150L149 165H150V168H149V165H148ZM162 163V164H161ZM168 163V164H167ZM182 163V164H181ZM231 163H234V164H231ZM243 163H244V165H243ZM50 164V163H49ZM138 164H139V166H138ZM155 164V165H154ZM188 164V165H187ZM199 164V165H198ZM206 164V165H205ZM212 164V165H211ZM216 164H220L219 166H217ZM224 164L226 165L225 167H224ZM235 164H237V165H235ZM249 164V165H248ZM44 165V164H43ZM104 166V167H102V166ZM148 165V166H147ZM179 165V166H178ZM214 165V166H213ZM216 165V166H215ZM221 165H223V166H221ZM138 166V167H137ZM146 166V167H145ZM152 166H154V168L152 167ZM159 166H161V167H159ZM163 166V167H162ZM165 166V167H164ZM175 166V167H174ZM183 166V167H182ZM186 166H188V167H190V168H188L187 167V169H190L189 171H190V173H189V171H187V169H186ZM201 166V167H200ZM209 166V167H208ZM237 167L238 168V170H239V172H238V170H237V168H235V167ZM239 166H243V167H240L239 168ZM45 167V166H44ZM93 167V168H92ZM100 167V168H99ZM101 167H102V169H101ZM105 167H107V168H105ZM113 167H114V169H113ZM126 167H127V169H126ZM137 167V168H136ZM184 167H185V171L183 170L184 169ZM192 167H193V169H192ZM215 169H214V168ZM216 167H218V168H216ZM225 168V170H224V168ZM234 167V168H233ZM248 167H250V168H248ZM252 167V168H251ZM86 168H88V169H86ZM95 168V169H94ZM98 168V169H97ZM116 168V169H115ZM139 168V169H138ZM149 168V169H148ZM169 168V169H168ZM203 168V169H202ZM257 168H258V170H257ZM261 168V169H260ZM84 169V170H83ZM106 171H105V170ZM120 169V170H119ZM125 169V170H124ZM152 169V170H151ZM153 169L156 171V175L157 176H159V177H157V176H155L156 177V179H158V185L156 186V185H154V183H149L148 182V178H147V176L146 175H148V174H150L149 176H150V180H151V174H152V171H153ZM180 169V170H179ZM219 169V170H218ZM221 169V170H220ZM244 169H245V171H244ZM23 170H25V171H23ZM76 170V171H75ZM89 170V171H88ZM111 170L113 171H117V173H119L118 175H112V173H111ZM129 170V171H128ZM147 170V171H146ZM167 170V171H166ZM170 170H172L171 172H170ZM249 170H250V172H249ZM74 173H73V172ZM80 172V174H78L79 172ZM103 171H105V172H103ZM128 171V172H127ZM149 171L151 172V173H149ZM163 173H162V172ZM173 171H175L174 173H173ZM243 171V172H242ZM252 171H254V173H252ZM261 171V172H260ZM71 172H72V174H71ZM78 172V173H77ZM99 172H101V173H99ZM148 172V174H145V173H147ZM178 172V173H177ZM184 172L185 173H187V175L186 174H184ZM192 172V173H191ZM207 172V173H206ZM214 172V173H213ZM220 172V173H219ZM222 172V173H221ZM237 172V173H236ZM257 172H259V173H257ZM76 173V174H75ZM103 173V174H102ZM123 173H124V175H123ZM158 173V174H157ZM171 173H173V177L172 178H169L172 174ZM189 173V174H188ZM202 173V174H201ZM205 173V175H203ZM223 173H225V175L223 174ZM230 173V174H229ZM244 173V175L245 176H242V174ZM250 173V174H249ZM262 173V174H261ZM30 174V175H29ZM126 174V175H125ZM145 175V177H146V179H145V177H143L142 175ZM165 174V175H164ZM174 174H177V175H174ZM179 174H182V175H179ZM209 174V175H208ZM214 174V175H213ZM215 174H216V176H215ZM223 174V175H222ZM228 176H227V175ZM238 174V175H237ZM249 174V175H248ZM82 175V176H81ZM198 175V176H197ZM209 177H208V176ZM212 175V176H211ZM235 175V176H234ZM252 175V176H251ZM254 175V176H253ZM28 176H30L29 178H26V177H28ZM113 176H119L118 177V180L117 179H113ZM164 177V178H161L160 179V177ZM177 176H180L179 178L177 177ZM185 176H187L186 178H184L183 179V177H185ZM198 178H197V177ZM225 176V177H224ZM250 176V177H249ZM7 177V176H6ZM141 177V178H140ZM142 177H143V179H142ZM167 177V178H166ZM208 177V178H207ZM215 177H216V179H215ZM224 177L225 178V183H224V178L222 179V178ZM227 177V178H226ZM232 179H231V178ZM235 177H236V179H235ZM242 177V178H241ZM23 178V179H22ZM177 178V179H176ZM196 180H195V179ZM206 178V179H205ZM212 178L214 179V180H212ZM228 178H230V179H228ZM251 178V179H250ZM254 178V179H253ZM67 179V178H66ZM71 179V178H70ZM70 179H67V180H70ZM142 179V180H141ZM179 179V180H178ZM187 181H186V180ZM208 179V180H207ZM238 179V180H237ZM260 179H261V181H260ZM24 180V181H23ZM61 181H59L60 182V184L63 186V188L64 189H72V187L74 186V184L73 185H69V184H67L66 182H64L62 179H60ZM107 180V181H106ZM143 180H145L146 181V183H145V181H143ZM189 180H191V181H189ZM198 180V181H197ZM199 180H201V181H199ZM230 180V181H229ZM234 182H233V181ZM242 180V181H241ZM23 181V182H22ZM29 183H28V182ZM34 181V182H33ZM129 181V180H128ZM227 181H229V182H227ZM232 181V182H231ZM241 181V182H240ZM31 182H33V183H31ZM97 182H99L100 183V185H96L97 184ZM130 182V181H129ZM144 184H146V185H144ZM148 182V183H147ZM157 182V181H156ZM166 182V183H165ZM172 182V183H171ZM186 182V183H185ZM188 182V183H187ZM192 182H195V183H192ZM217 182V183H216ZM219 182V183H218ZM237 182H238V185L239 186H235V184H237ZM240 182V183H239ZM246 183V185H245V187L243 186L245 183ZM257 182H258V184L259 185H257ZM190 183V184H189ZM198 183V184H197ZM242 183V184H241ZM122 184V185H121ZM149 184V185H148ZM166 184H167V186H166ZM182 184V185H181ZM186 184V185H185ZM224 184H225V186H224ZM250 184H251V186L253 187V188H251V186H250ZM81 185V183L79 184V185H77V186H80ZM128 185V186H127ZM144 185V186H143ZM150 185L152 186V187H154V188H157V187H159L158 189H154V188H152V189H154V190H152L151 188H149L150 187ZM162 185V186H161ZM190 185H192V187L190 186ZM198 185V186H197ZM206 185H208V186H206ZM227 185H229L228 187H227ZM249 187H248V186ZM60 186V185H59ZM114 186H116V187H114ZM145 186H147V187H145ZM156 186V187H155ZM160 186H161V188H160ZM196 186V187H195ZM203 186V187H202ZM231 186V187H230ZM232 186H234V187H232ZM243 186V187H242ZM173 187V188H172ZM176 187V188H175ZM190 187V188H189ZM238 189H237V188ZM256 187H259V188H256ZM96 188H98V189H96ZM146 188H148V189H146ZM169 189V191H171V192H169L168 191V189ZM175 188V189H174ZM182 188V189H181ZM187 188V189H186ZM193 188L194 189H196V191L194 190L193 191ZM236 190H235V189ZM0 189V190H1ZM163 189V190H162ZM191 189V190H190ZM254 189H256V191H254ZM258 189V190H257ZM135 190H136V188H135ZM149 190V191H148ZM162 190V191H161ZM182 192H181V191ZM198 190V191H197ZM223 190V191H222ZM235 190V191H234ZM239 190V191H238ZM242 190V191H241ZM137 191V190H136ZM167 191L169 192V193H167ZM188 191V192H187ZM244 191V192H243ZM248 191V192H247ZM5 192H6V190H5ZM156 192V193H155ZM179 192V193H178ZM192 192V193H191ZM225 192V193H224ZM232 192V193H231ZM237 192V193H236ZM78 193H80L79 191H77V190H74L73 191V193L72 192H70V191H65L64 193H61V195H62V198H64V200H66V201H68V200H70V198H73L72 196H76L77 198H80V196H79V194ZM141 193V192H140ZM148 193H150V194H148ZM164 193L166 194V195H164ZM172 193V194H171ZM173 193H175V194H173ZM189 193V194H188ZM195 193V194H194ZM196 193H197V195H196ZM198 193H199V195H198ZM160 195V196H157V195ZM179 194V195H178ZM224 194H225V196H224ZM245 194V195H244ZM150 195V196H149ZM167 195H168V197H167ZM171 195V196H170ZM173 195V196H172ZM189 195V196H188ZM196 195V196H195ZM221 195V196H220ZM174 196H176V197H174ZM193 196V197H192ZM197 196H199V198L197 197ZM245 196V197H244ZM91 197V196H90ZM182 197V198H181ZM188 197V198H187ZM189 197H190V200H189ZM197 197V198H196ZM223 197V198H222ZM163 198H164V200H163ZM181 198V199H180ZM160 199H162V200H160ZM171 199H172V203H171ZM175 199H177V200H175ZM183 199V200H182ZM186 199V200H185ZM198 199H200V200H198ZM225 199V200H224ZM137 200H140V201H138V202H136ZM168 200V201H167ZM174 200V201H173ZM195 201V202H193V201ZM198 200V201H197ZM224 200V201H223ZM135 201V202H134ZM129 202V203H128ZM131 202H132V204H131ZM191 202V203H190ZM159 203V204H158ZM161 203V204H160ZM169 203V204H168ZM223 203V204H222ZM239 204V205H238ZM251 204V205H250ZM238 205V206H237ZM188 206V207H187ZM205 206V207H204ZM182 207L184 208V209H182ZM218 207V208H217ZM191 208V209H190ZM206 208V209H205ZM208 208V209H207ZM209 208H210V211H209ZM212 208H213V211H212ZM137 209V210H136ZM199 209V210H198ZM203 210V211H202ZM149 211H150V213H151V211H152V214L154 213V211H157V212H159V211H161L160 213H157V215L155 216V214L156 213H154V215H152V216H154V217H152L153 218V220H152V218L151 217H149V216H146V215H148L149 214ZM140 212H142V213H140ZM145 212V213H144ZM147 212V213H146ZM168 213V216L166 217V218H170V222H168V223H166V226H163L162 228H161V226H162V224L165 222V220H166V218H165V215ZM176 213H180V215H179V217L177 216V214ZM216 214V215H214V214ZM123 214V213H122ZM121 214V215H122ZM146 214V215H145ZM161 214V215H160ZM262 215V216H261ZM254 216H256V217H254ZM261 216V217H260ZM232 219V223L230 222V220ZM19 219V218H18ZM151 219V220H150ZM257 219V220H256ZM48 220V217L47 218H45L44 220H42L43 222H45V221H47ZM162 222H161V221ZM237 220H239V221H241V224H239V221H237ZM147 221V222H146ZM148 221H152L151 223H148ZM235 221H237V222H235ZM242 221H244V222H242ZM251 221V222H250ZM179 222V223H178ZM181 223V224H180ZM243 223V224H242ZM246 223V224H245ZM23 224V223H22ZM150 224V225H149ZM168 224V225H167ZM170 224V225H169ZM173 224V225H172ZM175 224V225H174ZM234 224H238L239 225V228H233V226H235ZM170 226V227H169ZM173 228H172V227ZM230 227V228H228V227ZM165 227V228H164ZM175 227V228H174ZM258 227H261V230H257V228ZM172 228V229H171ZM186 232H185V231ZM155 232V233H154ZM154 233V234H153ZM165 233V234H164ZM170 233V234H169ZM173 233V234H172ZM181 234V235H180ZM156 237H155V236ZM179 235V236H178ZM183 235V236H182ZM153 237H154V239H153ZM186 237H188V238H186ZM183 238V239H182ZM255 238H256V240H257V242H256V240H255ZM159 239H161V240H159ZM179 239H181V240H179ZM186 240V242H184ZM191 240V241H190ZM173 241V242H172ZM175 242V243H174ZM179 242H181L180 244H179ZM190 243L191 242V244L189 245V244H186V243ZM194 242V243H193ZM242 242V243H241ZM253 243V244H252ZM165 244H168L169 246H167V245H165ZM257 244H259V245H257ZM161 245H162V247H161ZM178 245H179V247H178ZM185 245V246H184ZM198 245H199V247H198ZM244 245H245V247H244ZM252 245H254V247H252ZM177 246V247H176ZM181 246V247H180ZM249 246V247H248ZM195 247H196V249L197 250H195ZM260 247H263L262 249L260 248ZM177 248V249H176ZM187 248V249H186ZM190 248V249H189ZM192 248V249H191ZM241 248V249H240ZM252 248V249H251ZM259 248V249H258ZM139 249V248H138ZM137 249V250H138ZM159 249H161L160 250V253H159V255H158V252L156 253L155 251H159ZM233 249V248H232ZM243 249H245V251L243 250ZM140 250H143V249H141L140 248ZM150 250H152V252L150 251ZM176 252H175V251ZM189 250V251H188ZM202 250V251H201ZM243 250V252H241ZM207 251V252H206ZM256 253H255V252ZM155 252V253H154ZM191 252V253H190ZM193 252V253H192ZM200 252V253H199ZM211 252V253H210ZM147 253V254H148ZM175 253V254H174ZM187 253V254H186ZM202 253V254H201ZM206 253V254H205ZM177 254H178V256H180L181 257V260H179V257L177 256ZM193 254L195 255V256H193ZM149 255V254H148ZM202 255H204V256H202ZM215 255V256H214ZM175 256V257H174ZM185 256V257H184ZM201 257V259H198V257ZM213 256V257H212ZM216 256H217V258H216ZM221 256V257H220ZM169 257V258H168ZM189 257V258H188ZM197 258V260H195L196 258ZM199 257V258H200ZM177 258V259H176ZM243 258V257H242ZM246 258H247V256H246ZM258 258H259V260H258ZM153 259V260H152ZM162 259H163V261H162ZM171 259H174L175 261H173V260H171ZM194 259V260H193ZM210 259V260H209ZM211 259H212V261H211ZM184 260V261H183ZM219 260V261H218ZM258 260V261H257ZM171 261H172V263H171ZM182 261V262H181ZM188 261V262H187ZM208 261V262H207ZM152 262V263H151ZM174 262V263H173ZM260 262H262V263H260ZM229 263H231L232 264V261H229ZM213 264H215V263H213Z\"/></svg>","mask_w":264,"mask_h":264},{"label":"snow or ice","instance_id":"snow-or-ice-1","mask_svg":"<svg viewBox=\"0 0 264 264\" xmlns=\"http://www.w3.org/2000/svg\"><path fill=\"white\" fill-rule=\"evenodd\" d=\"M244 235L243 229H237L235 234H231L229 239H219L216 244H213V248L218 252H222L224 255H230L231 249L240 246V237ZM223 246V247H221ZM251 260L252 257H247Z\"/></svg>","mask_w":264,"mask_h":264}]
</instances>
